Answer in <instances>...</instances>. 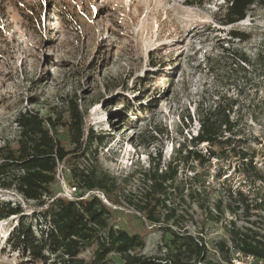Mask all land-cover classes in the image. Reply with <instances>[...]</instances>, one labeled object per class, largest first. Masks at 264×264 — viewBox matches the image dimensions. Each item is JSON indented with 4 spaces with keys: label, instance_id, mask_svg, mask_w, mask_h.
I'll use <instances>...</instances> for the list:
<instances>
[{
    "label": "rangeland",
    "instance_id": "rangeland-1",
    "mask_svg": "<svg viewBox=\"0 0 264 264\" xmlns=\"http://www.w3.org/2000/svg\"><path fill=\"white\" fill-rule=\"evenodd\" d=\"M186 3L0 0V143L16 144L20 112L34 109L45 116L66 117L68 101L77 99L87 111L88 128L106 136L101 144L95 140L86 153L98 175L117 178L114 197L119 202L106 196L105 203L113 210L115 224L144 239L145 255L168 252L169 228L203 233L213 247L206 252L207 259L230 264L216 249L218 241L228 240L226 224L255 220V229L264 224L252 205L253 177L239 172L243 163L239 157L226 159L214 146L220 153L209 162L191 159L181 164L169 208L158 210L160 223L152 224L140 208L151 183L145 173L157 164L159 150L160 169H165L184 144L193 147L200 117L219 103L228 107L235 102L226 112L237 121L236 137L246 140L242 147L254 159L264 154V6L254 5L244 20L222 25L217 13L224 0ZM233 29L251 36L240 40L231 35ZM241 55L250 62H242ZM196 148L209 157L208 142ZM82 157L74 166L86 164ZM257 161L259 177L264 175V162ZM52 189L56 197L60 195L58 180ZM0 199L20 203L23 211L0 220V264H36L14 246L6 247L7 240L22 215L38 236L48 224L40 210L35 211V202L13 190L0 189ZM170 208L176 216L165 221ZM97 245L94 241L81 252L87 264H99L94 260ZM107 263L124 261L112 251ZM48 264L61 261L52 255Z\"/></svg>",
    "mask_w": 264,
    "mask_h": 264
},
{
    "label": "trees",
    "instance_id": "trees-1",
    "mask_svg": "<svg viewBox=\"0 0 264 264\" xmlns=\"http://www.w3.org/2000/svg\"><path fill=\"white\" fill-rule=\"evenodd\" d=\"M207 1L209 0H186V4L203 5ZM254 5L264 6V0H224L219 5L217 20L222 25L235 24L244 20ZM230 33L240 40H248L251 36L238 29H233ZM241 61L250 62L245 55H241ZM234 104L235 102L228 107L233 108ZM68 106L66 117L62 114L45 116L34 109L20 112L16 118L19 126L16 144L13 146L7 141L0 143V189L13 190L26 201L35 202V211L40 210L44 222L48 224L38 236L22 215L18 226L7 240L6 247L14 246L20 254L28 256L36 264H48L52 255L61 264H87L80 254L94 241L98 244L94 260L99 264H108L107 256L112 251L121 255L124 264H212L207 259L206 246L200 244L188 231L169 228L172 238L168 252L145 255L142 253L145 248L144 239L139 234H132L116 225L113 210L99 196L91 195L74 200L56 197L52 185L57 180L59 163H65L70 169L71 180L77 182L82 190L79 196H83L86 190H101L112 202H119L114 197L118 188L116 177L98 175L94 165L88 171L74 166L95 140L101 144L106 136L98 135L92 128H88L87 111L82 110L77 99H70ZM228 107L219 103L214 111L200 117L198 132L191 138L193 147L188 148L184 144L178 150L180 155L168 162L165 169H160L162 152L159 150L157 164L145 173L146 180L151 183L144 194L145 203L140 207L152 224L162 221L161 214L158 213L160 207L169 208L167 201L177 190L175 181L180 165L187 164L191 159L199 160L202 164L209 162L211 157L219 156L220 153L213 150L214 146L221 148L220 154H224L226 159L239 157L243 161L239 172L245 177L257 178L254 155L242 147L246 140L236 137L237 121L232 120L226 112ZM237 141L240 142L239 145L236 144ZM203 142L210 144L209 157L196 148ZM217 176L222 177L221 171ZM259 177L264 179V175ZM22 212L20 203L0 199V220ZM175 216V209L170 208L164 220L170 221ZM229 232L235 248L264 258V239L236 228L235 221ZM216 249L223 253L225 260H231L226 239L218 241Z\"/></svg>",
    "mask_w": 264,
    "mask_h": 264
},
{
    "label": "built area",
    "instance_id": "built-area-1",
    "mask_svg": "<svg viewBox=\"0 0 264 264\" xmlns=\"http://www.w3.org/2000/svg\"><path fill=\"white\" fill-rule=\"evenodd\" d=\"M89 156L90 155L88 153L83 155L82 159L86 162V164L80 165V168L85 169L86 171H88L89 167L91 166ZM258 159H257V157H255L254 163H255V160L256 161L258 160L260 162H262V161L264 162V154H262L261 157H258ZM66 166H67V164H65V163H59V166H58L57 171H56V178H57L58 182H60V186H61V190L59 192L60 195H58V196H62V197H65L67 199L74 200L77 198L84 199V198H87L91 195H97L102 199V201L104 203H108V199L106 198V195L101 190H86V191H84L83 196L82 195L79 196L80 193L82 192V190L80 189V186L77 182L69 179V170L70 169L68 166L67 167ZM59 167L65 168V170L64 169L61 170ZM253 180H254V186L252 187V190H253L252 192L255 195L254 196L255 200H254V204H252V205L257 206V208H258L257 210L260 212L259 218H260V220L264 221V179L257 177V178H253ZM72 181H74V183ZM242 190H243L242 192H247V193H249L251 191L249 189H243V188H242ZM238 206L241 207V210L244 209V205L239 204ZM254 222H256V221L253 220L252 223H246L245 222L247 225L243 226L242 224H245L243 221H240V223H236V221H235L236 228H239V229L243 230L244 232H249L252 235H256L257 238L264 239V224L261 228L256 227V229H255V227L253 225ZM226 225L228 227V232H229L233 228V220L232 221L230 220L229 223ZM240 225H242V226H240ZM189 233L192 234L200 244H202V245L204 244L207 248V251L209 249L213 248V247H211L209 240L203 239V236H204L203 233H199V232H195V233L189 232ZM227 238H228V240H227L228 247L230 248L231 255H233L231 257L230 262H229L230 264H260V262L263 263L264 258H260L256 255H253V254L245 253L243 250L235 248L233 245V242L231 241V238H230V232H229V237H227Z\"/></svg>",
    "mask_w": 264,
    "mask_h": 264
},
{
    "label": "clouds",
    "instance_id": "clouds-1",
    "mask_svg": "<svg viewBox=\"0 0 264 264\" xmlns=\"http://www.w3.org/2000/svg\"><path fill=\"white\" fill-rule=\"evenodd\" d=\"M133 162H134V164L132 166H135L139 162V159L138 158L137 159H134Z\"/></svg>",
    "mask_w": 264,
    "mask_h": 264
}]
</instances>
